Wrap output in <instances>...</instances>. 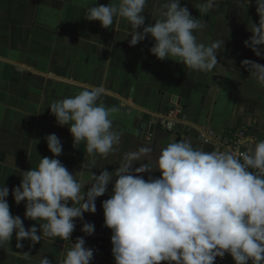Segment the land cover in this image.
I'll return each mask as SVG.
<instances>
[{
    "label": "crops",
    "instance_id": "1",
    "mask_svg": "<svg viewBox=\"0 0 264 264\" xmlns=\"http://www.w3.org/2000/svg\"><path fill=\"white\" fill-rule=\"evenodd\" d=\"M201 2L180 0L182 7L207 25L195 32L198 41L221 42L218 64L210 74L171 59L158 60L149 51L154 44L150 35L129 46L130 26L125 20L116 30L115 25L105 29L99 21L85 19L89 6H106L110 0H0V186L9 188L10 212L22 219L26 230L36 226L37 235L41 234L39 223L25 217V202L15 203L12 189L20 184L22 172L36 167L40 158L53 156L47 135L55 134L62 144V154L54 158L73 174L82 171L86 183L92 173H114L126 153L142 147L151 151L134 161L133 169L147 163L154 170L161 150L171 142L187 141L194 148L215 151L212 143L199 136L205 130L227 139L247 129L242 140L247 150L264 140V86L241 63L248 59L264 65V58L244 44L252 35L248 27L259 22L255 0H217L207 13L200 11ZM156 6L157 0H149L143 13L145 26L154 25L148 10ZM101 84L108 89L102 102L117 109L111 119L120 133L119 144L107 158L87 154L83 142L74 147L69 125L59 126L49 109L58 99ZM138 116L147 120L174 117L178 122L171 130L155 129L152 141L145 142L140 123L134 120ZM142 175L148 180L161 173ZM113 183L96 199V212H86L83 221L74 223L104 224L102 202L110 198ZM63 242L43 238L32 245L23 240V247L17 249L13 233L10 243L0 248V264H39L42 256L59 264ZM24 252L29 253L28 260L15 255ZM102 264H114L112 253L103 257ZM226 264L235 261L231 258Z\"/></svg>",
    "mask_w": 264,
    "mask_h": 264
},
{
    "label": "clouds",
    "instance_id": "2",
    "mask_svg": "<svg viewBox=\"0 0 264 264\" xmlns=\"http://www.w3.org/2000/svg\"><path fill=\"white\" fill-rule=\"evenodd\" d=\"M248 2V0H245ZM258 25L248 27L251 37L244 42L257 57L264 58V0H255ZM149 0H110L108 5L89 6L85 19L99 21L102 28L128 22L135 46L147 36L154 38L149 49L158 60L171 59L192 71L211 73L218 64L220 41L206 45L196 31L207 25L193 17L180 0H157L151 11L154 25L145 26L143 13ZM217 0H202L198 7L207 13ZM142 29V30H140ZM224 44V41H223ZM242 66L249 76L264 86V65L245 59ZM104 85L84 87L74 96L53 102L49 109L59 126L69 125L73 146L82 142L87 154L104 158L120 142L111 116L101 97ZM52 157L40 158L36 167L22 172L12 189L16 204L25 202V217L39 223L25 229L19 216L10 212L6 197L9 188L0 186V248L15 233L16 248L21 241L32 245L43 238L70 239L84 213H95V201L113 183L111 196L102 202L104 226L111 230L114 264H215L217 257L229 254L235 264H264V140L244 152L235 149L204 151L187 141L171 142L153 165L134 161L150 153L147 147L126 153L115 170L92 173L86 183L82 171L71 173L59 159L62 144L55 134L45 137ZM78 148V147H77ZM159 171V178H143V173ZM80 174V179H77ZM90 185L85 191V186ZM71 204V206H69ZM94 224L84 222L81 231L94 233ZM94 250L78 237L66 251L61 264H91ZM28 260L29 253H15ZM39 264H51L41 257Z\"/></svg>",
    "mask_w": 264,
    "mask_h": 264
},
{
    "label": "built area",
    "instance_id": "3",
    "mask_svg": "<svg viewBox=\"0 0 264 264\" xmlns=\"http://www.w3.org/2000/svg\"><path fill=\"white\" fill-rule=\"evenodd\" d=\"M166 126L171 128L174 125V122H178L174 117H165ZM247 129H239L231 134L227 139L223 137L215 136L212 130H205L199 136L202 141L206 143H212L215 146V151H225L227 149H235L240 152H244L247 149L242 147V140L247 135ZM76 227L69 240L64 241L62 244V251L60 257V263L64 259L66 251L71 248L72 244L75 243L78 237H83L85 239V246L94 250L93 260L91 264H102L103 257L106 254L112 253L111 248V235L112 232L110 229L104 226V224L94 225V233L91 236L86 235L81 231L83 224L75 223ZM232 257L229 254H225L223 258L217 257L215 264H226Z\"/></svg>",
    "mask_w": 264,
    "mask_h": 264
},
{
    "label": "water",
    "instance_id": "4",
    "mask_svg": "<svg viewBox=\"0 0 264 264\" xmlns=\"http://www.w3.org/2000/svg\"><path fill=\"white\" fill-rule=\"evenodd\" d=\"M134 120L136 123L137 122L140 123V127L142 129V139L145 142H151L152 141L155 129H159L161 131H163L164 129L165 130L166 129L171 130V129H174L173 127L175 126V124H177V122L175 121L174 125L171 128H169L165 124V122H166L165 118L163 120H159L156 117H153V118L147 120V119H144L142 116H140V117L138 116Z\"/></svg>",
    "mask_w": 264,
    "mask_h": 264
}]
</instances>
